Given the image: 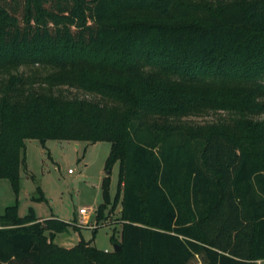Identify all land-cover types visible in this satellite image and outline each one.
Returning a JSON list of instances; mask_svg holds the SVG:
<instances>
[{
  "label": "trees",
  "instance_id": "1",
  "mask_svg": "<svg viewBox=\"0 0 264 264\" xmlns=\"http://www.w3.org/2000/svg\"><path fill=\"white\" fill-rule=\"evenodd\" d=\"M132 6L162 22H114ZM205 109L226 115L186 118ZM262 113L264 0H0V177L16 188L26 138L104 140L95 218L114 161L119 200L116 250L6 205L0 264L264 262Z\"/></svg>",
  "mask_w": 264,
  "mask_h": 264
},
{
  "label": "rangeland",
  "instance_id": "2",
  "mask_svg": "<svg viewBox=\"0 0 264 264\" xmlns=\"http://www.w3.org/2000/svg\"><path fill=\"white\" fill-rule=\"evenodd\" d=\"M188 1V0H186ZM199 2L205 9L213 8L221 0H190ZM127 27L140 24H156L162 20L146 10L129 7L123 18L115 20ZM64 93L72 95L79 92L62 86ZM224 110L205 109L198 114L187 116L191 123L214 121L225 116ZM259 117H264V113ZM25 168L18 171L17 186L14 188L8 178L0 177V213L6 205L14 204L18 215L32 208L37 218L51 214L69 222L66 229L56 232L53 241L62 246H71L78 239L89 241L92 245L109 250L112 248L110 235L116 224L119 200L112 212H108L117 186L118 162L114 161L108 172V198L104 216L95 218L96 207L103 201L101 179L105 174L103 165L108 152L109 142L97 140L85 142L72 139L48 138L43 145L35 138H26ZM81 205L92 207L86 224L76 221L77 208ZM96 226L93 230L92 227ZM114 235L117 237V232Z\"/></svg>",
  "mask_w": 264,
  "mask_h": 264
},
{
  "label": "built area",
  "instance_id": "3",
  "mask_svg": "<svg viewBox=\"0 0 264 264\" xmlns=\"http://www.w3.org/2000/svg\"><path fill=\"white\" fill-rule=\"evenodd\" d=\"M94 211V209H93ZM92 211V207L88 206V205H81L77 208V217H76V221L78 223H83L86 224L89 213L93 212ZM106 250V249H105Z\"/></svg>",
  "mask_w": 264,
  "mask_h": 264
},
{
  "label": "crops",
  "instance_id": "4",
  "mask_svg": "<svg viewBox=\"0 0 264 264\" xmlns=\"http://www.w3.org/2000/svg\"><path fill=\"white\" fill-rule=\"evenodd\" d=\"M254 264H264L263 259H257Z\"/></svg>",
  "mask_w": 264,
  "mask_h": 264
},
{
  "label": "water",
  "instance_id": "5",
  "mask_svg": "<svg viewBox=\"0 0 264 264\" xmlns=\"http://www.w3.org/2000/svg\"><path fill=\"white\" fill-rule=\"evenodd\" d=\"M118 248H119L118 244L115 243V242H113V243H112V249L116 250V249H118Z\"/></svg>",
  "mask_w": 264,
  "mask_h": 264
}]
</instances>
